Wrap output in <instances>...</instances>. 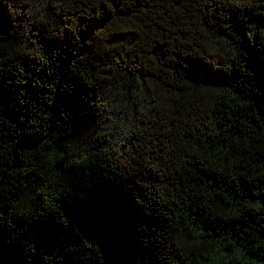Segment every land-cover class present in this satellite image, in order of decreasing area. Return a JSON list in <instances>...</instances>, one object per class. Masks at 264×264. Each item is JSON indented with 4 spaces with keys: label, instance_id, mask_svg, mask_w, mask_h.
Here are the masks:
<instances>
[{
    "label": "trees",
    "instance_id": "trees-1",
    "mask_svg": "<svg viewBox=\"0 0 264 264\" xmlns=\"http://www.w3.org/2000/svg\"><path fill=\"white\" fill-rule=\"evenodd\" d=\"M40 1L0 0V264H264V0Z\"/></svg>",
    "mask_w": 264,
    "mask_h": 264
},
{
    "label": "rangeland",
    "instance_id": "rangeland-1",
    "mask_svg": "<svg viewBox=\"0 0 264 264\" xmlns=\"http://www.w3.org/2000/svg\"><path fill=\"white\" fill-rule=\"evenodd\" d=\"M16 8L18 15L21 14L27 22L30 21V19L36 18L40 14L44 13L45 5L44 2L40 0H18ZM97 134L98 131L91 130V132L87 134L86 138L79 137L77 139L76 146L79 148H87L92 143L89 139H94ZM96 142L100 143L101 140L97 138ZM32 203V197L25 191L18 194L13 208L7 211V218L12 231H16L20 228L23 223L24 215L26 211L31 208Z\"/></svg>",
    "mask_w": 264,
    "mask_h": 264
}]
</instances>
